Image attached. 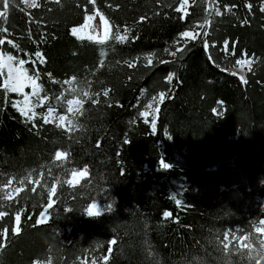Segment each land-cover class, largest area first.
Segmentation results:
<instances>
[{"label":"trees","instance_id":"trees-1","mask_svg":"<svg viewBox=\"0 0 264 264\" xmlns=\"http://www.w3.org/2000/svg\"><path fill=\"white\" fill-rule=\"evenodd\" d=\"M37 4L13 0L0 52L38 75L36 112L66 115L69 127L20 114L0 76V189L11 198L0 199V264H264V0H188L184 12L178 0ZM93 10L108 27L103 43L70 32ZM176 42L182 51L161 60ZM243 58L253 61L246 82L231 74ZM161 92L150 128L140 112ZM79 169L86 176L69 184ZM93 201L104 215L85 213ZM236 229L243 247L225 242Z\"/></svg>","mask_w":264,"mask_h":264},{"label":"snow or ice","instance_id":"snow-or-ice-1","mask_svg":"<svg viewBox=\"0 0 264 264\" xmlns=\"http://www.w3.org/2000/svg\"><path fill=\"white\" fill-rule=\"evenodd\" d=\"M92 3L95 2V0H91ZM179 2V7H177L175 10L177 12H184L186 11L185 6L188 4V0H178ZM13 0H0V9H2V11H0V18H6L7 13L9 11L10 6L12 5ZM25 3L29 4V7H38L39 5L37 4V0H25ZM212 3H215V0H212ZM249 7H251V5H249ZM211 14V13H209ZM219 11H216V15H219ZM87 20H91L93 19L92 16H87L86 17ZM205 23H207V21H205ZM4 29L0 28V32H3ZM72 35L76 36L78 39H91V36L88 37H84L81 35H78L79 29L76 27H73L72 30ZM125 32H127V30H125ZM198 35V34H197ZM206 35V33H205ZM182 37H189V38H195L192 33L190 32H183L181 33ZM117 40L119 41H124L127 39V35H122V36H117L116 37ZM100 43H103V41H99ZM5 43V41L3 39H0V45H3ZM9 44L12 43V41H8ZM205 47H207V44L205 45ZM225 48H227V42H225ZM177 52L182 51V49L177 48L176 50ZM37 57H40L41 54L38 52ZM171 55L175 56L176 52H172ZM211 59V57H209ZM16 58L12 55H7L5 56L3 54V52H0V76L4 75V71L5 69L7 70V79L4 81L2 87L4 89H6L9 92L12 93H22L23 94V99H24V103H25V107L21 108L20 111L22 112V114L26 117H28L29 119H34L36 118V112L34 110L35 106L31 105L30 99H29V93H26L24 91V89L26 87H30L31 88V96L33 97H40V93H41V87L38 84V75L36 76V78H33V76L28 75V73L24 70V65L26 63L25 60L21 59L17 62V66L13 67V61ZM147 63L149 65L152 64V56L149 55L147 58ZM33 63H35V61H32ZM43 62V61H41ZM162 63H167V62H163ZM237 65H240L241 67L243 66H248L249 70L251 69V65H252V59L251 58H247V59H243V60H237L236 61ZM129 67H132L131 64L128 65ZM232 75H236V73H231ZM173 75L172 73H169V75L167 76V80L168 81H172L173 79ZM240 79L242 82H246L244 76H240ZM73 83V81L68 80L65 81V84H71ZM109 93L108 91H106L104 93L105 97H108ZM165 97V93L161 92L160 93V100L163 101ZM42 102L41 99H37V104L36 106H42ZM16 107H19V105H14ZM149 107H151V105H149ZM27 109V110H26ZM29 110H31V116H29ZM69 112L73 111L72 108L68 109ZM44 121V123H52L53 122V114L51 113V111H49L46 115L41 117ZM63 119V117H62ZM58 127H61L62 125H57ZM161 167L162 169H168L171 165L167 162H165L164 160L160 161ZM9 184L12 183L11 180L8 181ZM20 183L22 184L23 181H20ZM7 188V185L4 186V189ZM4 189H0V192H3V196L0 197V199L3 200H8L11 199L9 196H7L6 191H4ZM177 203H180V201H177ZM4 207L3 204H0V208ZM48 210L49 209H42L41 211L44 212L43 216H40V223L46 222V217L48 215ZM23 214V209H21V211L16 212L15 213V224L13 225L12 231L13 234H17L20 231V228L18 227V225L20 224L21 221V216ZM96 215H99V212L97 211L95 213ZM5 215H7L6 212L4 211H0V217H4ZM165 217L169 216V213H164ZM0 237H3L6 239L7 237V228L3 229V231H0ZM112 243H115V241H113ZM4 247V244H0V248Z\"/></svg>","mask_w":264,"mask_h":264},{"label":"rangeland","instance_id":"rangeland-1","mask_svg":"<svg viewBox=\"0 0 264 264\" xmlns=\"http://www.w3.org/2000/svg\"><path fill=\"white\" fill-rule=\"evenodd\" d=\"M23 3H24V6L29 7V4L25 3V0H23ZM87 16H92L93 19L87 20L86 19ZM73 27H76V28L79 29L78 35H81V36H84V37L91 36V39H89V40H93V41H101V40L103 41L104 37H105V35L107 33V30H108V27H107V24L105 23V20L99 15L97 10H93L92 13L85 15L83 22L80 25L73 26ZM73 27H71L70 32H71ZM71 34H72V32H71ZM85 39H88V38H85ZM173 47L174 48L168 49L167 51H165L162 54L161 60L170 59L173 56V55H171V53L174 52L177 48H180L181 44L179 42H176L173 45ZM4 55L7 56L8 54H4ZM243 59H247V58H243ZM252 63H253V61H252ZM16 66H17V62L13 61V67H16ZM231 70L234 73H236L239 77L240 76H244L245 77V73H246V71L249 70V68H248V66L241 67L240 65H235L234 67L231 68ZM6 79H7V70L5 69L4 77H3V83H4V81ZM27 90L31 91V88L30 87H26L24 89L25 92ZM17 94H19V93H17ZM37 99H41V102L43 101V98L41 96L39 98H37ZM159 101H160V94H158V95H156L154 97H151L149 99V101L146 103L144 109L140 112V114H141V116H143V118H145V119L148 118L149 119L148 121L150 123V128H152V123L156 119V111H157V107H158ZM31 105H32V103H31ZM78 105H79L78 99L72 98V99L68 100L66 102V111H67V113L68 114L73 113L77 109ZM149 105H151V107H149ZM20 106H21V108L25 107V103L24 102H20ZM69 108H72L73 111L69 112L68 111ZM62 117H63V119H62ZM53 123H55L57 125H62L61 127L64 128V129H67L69 127V121H68L66 115H58V114H54V112H53ZM54 156H55V158H58V159H63L64 158V155L60 151H57ZM85 176H86V172L84 170H82V169L72 170L70 172L69 176H68L69 184L75 185L81 179H83ZM13 193H14V191L10 190L8 192V195H13ZM50 203H51V201L49 200L48 204L44 207V209H47V207L49 206ZM260 204H261V206L264 207V200H261ZM100 210H101L100 204L97 201H93L90 204H88V206L85 209V213L87 215H94L97 211L99 212ZM39 215L43 216L44 212L41 211L39 213ZM39 215L37 216V219H36V221L38 223H40ZM46 219H47V217H46ZM260 222H261V225H260V227L257 226V228H256L257 230L256 231H258L260 233V235H261V238H262L261 245H262V248L264 249V222H262V221H260ZM231 233H232V235H231ZM230 235H231V237H229ZM233 239H236L237 245L240 246V247H243L246 244L245 237L243 235L242 236L238 235L237 229L234 230V232H228L227 233L225 242L227 243L229 241H232ZM263 252H264V250H263ZM263 261H264V256L260 259V262H263ZM34 264H48V263L45 262V261H42V262H36Z\"/></svg>","mask_w":264,"mask_h":264},{"label":"built area","instance_id":"built-area-1","mask_svg":"<svg viewBox=\"0 0 264 264\" xmlns=\"http://www.w3.org/2000/svg\"><path fill=\"white\" fill-rule=\"evenodd\" d=\"M26 93H29L30 102L32 103V106H35L34 107V110L36 112V108L38 107V106H36V104H37V98L30 95L31 94V91L30 90H27ZM18 99L21 100V102H23L24 99H23V94L22 93H20V97ZM20 109H21V106L19 105V107H17V110H18L19 113L22 114V112L20 111ZM29 113H30L29 116H31V114H32L31 113V110H29Z\"/></svg>","mask_w":264,"mask_h":264},{"label":"clouds","instance_id":"clouds-1","mask_svg":"<svg viewBox=\"0 0 264 264\" xmlns=\"http://www.w3.org/2000/svg\"><path fill=\"white\" fill-rule=\"evenodd\" d=\"M262 186H264V183H261ZM118 203V198L117 197H114L112 202L109 204L108 208H107V212L111 213L115 210V206L117 205ZM99 215H104V210L101 209L99 211Z\"/></svg>","mask_w":264,"mask_h":264},{"label":"bare ground","instance_id":"bare-ground-1","mask_svg":"<svg viewBox=\"0 0 264 264\" xmlns=\"http://www.w3.org/2000/svg\"><path fill=\"white\" fill-rule=\"evenodd\" d=\"M20 102H21V100L18 99L17 102H16V105L17 104L20 105ZM49 111H51V113L53 114V111L52 110H48V111H44V112H38L37 111L36 116L42 117V116L46 115Z\"/></svg>","mask_w":264,"mask_h":264}]
</instances>
